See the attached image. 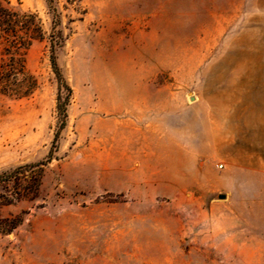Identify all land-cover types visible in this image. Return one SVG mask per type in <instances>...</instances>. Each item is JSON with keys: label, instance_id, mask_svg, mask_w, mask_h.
<instances>
[{"label": "rangeland", "instance_id": "obj_1", "mask_svg": "<svg viewBox=\"0 0 264 264\" xmlns=\"http://www.w3.org/2000/svg\"><path fill=\"white\" fill-rule=\"evenodd\" d=\"M0 1L44 32L24 55L38 87L0 92V175L13 172L0 182V264H264V153L251 206L215 216L222 161L198 159L191 183L170 153L132 157L127 143L131 121L154 141L160 107L164 137L201 135L209 109L219 124L235 73L264 71V0ZM58 31L73 88L63 129Z\"/></svg>", "mask_w": 264, "mask_h": 264}, {"label": "crops", "instance_id": "obj_2", "mask_svg": "<svg viewBox=\"0 0 264 264\" xmlns=\"http://www.w3.org/2000/svg\"><path fill=\"white\" fill-rule=\"evenodd\" d=\"M235 79L234 85L229 86L232 92L229 95L233 97H225V110L220 109L219 124H216L217 120L213 119L209 109L204 116L201 135H196L195 128L187 125L180 131L183 135L164 137L162 107L156 114V135L153 142L149 141V146L148 140L135 136L141 132L140 126L130 122L127 143L132 157H141L148 152L159 155L170 153L176 158V175L191 183L201 173L199 167L202 164L198 159L204 160L203 167L214 161H222L221 165L227 167L224 172L227 180H208L209 186L214 185L219 190V197H211L208 204L209 212L213 215L229 210L236 215L240 214V207L251 206L247 182L252 175H258L260 153H264V71H237ZM128 94L134 96L135 92L130 90ZM160 103L162 105V101ZM136 105V99L130 98V106Z\"/></svg>", "mask_w": 264, "mask_h": 264}, {"label": "trees", "instance_id": "obj_3", "mask_svg": "<svg viewBox=\"0 0 264 264\" xmlns=\"http://www.w3.org/2000/svg\"><path fill=\"white\" fill-rule=\"evenodd\" d=\"M52 8V0H47ZM44 37L41 20L36 13L22 12L0 1V92L17 98L31 95L38 87V81L26 68L24 55L33 41ZM64 36L58 31V36H52L51 64L59 83L67 95L59 99L57 108L63 129L67 121V107L70 104L73 88L63 75L58 63L56 50L62 46ZM59 137L55 135L54 144ZM13 172L0 175V182L12 178Z\"/></svg>", "mask_w": 264, "mask_h": 264}, {"label": "built area", "instance_id": "obj_4", "mask_svg": "<svg viewBox=\"0 0 264 264\" xmlns=\"http://www.w3.org/2000/svg\"><path fill=\"white\" fill-rule=\"evenodd\" d=\"M220 167H223V165L220 164Z\"/></svg>", "mask_w": 264, "mask_h": 264}]
</instances>
